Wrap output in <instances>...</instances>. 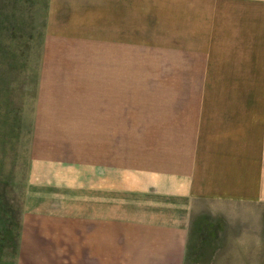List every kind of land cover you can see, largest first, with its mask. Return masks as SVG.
Masks as SVG:
<instances>
[{"label": "crops", "instance_id": "obj_1", "mask_svg": "<svg viewBox=\"0 0 264 264\" xmlns=\"http://www.w3.org/2000/svg\"><path fill=\"white\" fill-rule=\"evenodd\" d=\"M208 4L185 21L168 0H47L24 201L37 241L184 264L194 215L264 202V105L205 89L231 39Z\"/></svg>", "mask_w": 264, "mask_h": 264}, {"label": "rangeland", "instance_id": "obj_2", "mask_svg": "<svg viewBox=\"0 0 264 264\" xmlns=\"http://www.w3.org/2000/svg\"><path fill=\"white\" fill-rule=\"evenodd\" d=\"M213 2L225 11L231 39L225 46L217 35L219 52L210 63L214 80L205 89L249 93L238 104L264 105V49L258 46L264 3ZM168 3L170 17L184 11L182 19L191 21L193 10L208 15L209 0ZM46 10L47 0H0V264H95L80 256L79 242L37 241L24 203ZM184 264H264V202L194 215Z\"/></svg>", "mask_w": 264, "mask_h": 264}]
</instances>
